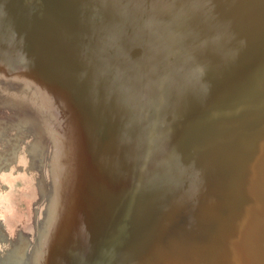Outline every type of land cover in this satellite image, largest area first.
I'll return each instance as SVG.
<instances>
[{
	"label": "water",
	"instance_id": "95a60500",
	"mask_svg": "<svg viewBox=\"0 0 264 264\" xmlns=\"http://www.w3.org/2000/svg\"><path fill=\"white\" fill-rule=\"evenodd\" d=\"M0 264H264V0H0Z\"/></svg>",
	"mask_w": 264,
	"mask_h": 264
}]
</instances>
